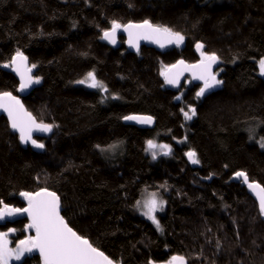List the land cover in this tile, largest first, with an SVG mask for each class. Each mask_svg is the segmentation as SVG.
Masks as SVG:
<instances>
[{"label":"trees","instance_id":"trees-1","mask_svg":"<svg viewBox=\"0 0 264 264\" xmlns=\"http://www.w3.org/2000/svg\"><path fill=\"white\" fill-rule=\"evenodd\" d=\"M146 20L183 41L131 54L121 36L118 49L102 39L113 22ZM198 44L217 57L220 81L202 98L191 82L171 90L163 80L178 60L200 61ZM18 51L39 81L23 103L53 134L35 153L0 118V208L53 192L69 227L114 264H264V221L231 181L243 172L264 187V0H0V94L18 95L4 69ZM90 72L103 88L79 83ZM130 115L155 126L123 124ZM149 140L171 151L152 162ZM144 192L165 202L161 233L136 211ZM7 217L0 232L13 230L12 244L25 239L28 222ZM14 264L42 263L26 253Z\"/></svg>","mask_w":264,"mask_h":264},{"label":"snow or ice","instance_id":"snow-or-ice-1","mask_svg":"<svg viewBox=\"0 0 264 264\" xmlns=\"http://www.w3.org/2000/svg\"><path fill=\"white\" fill-rule=\"evenodd\" d=\"M121 27L120 24L113 22V27L111 32H104V38L109 39L112 43H115V30ZM143 29L142 32L135 34L136 39H153L156 42H160V38L163 37L168 43L179 44L183 41L184 37L179 33H173L168 28H162L159 26H153L149 21H144L143 24L133 25L129 24L125 26V31L129 33V43L133 46L138 47L136 40L133 39V32L131 29ZM161 43V47H163ZM203 45L198 44L197 48H202ZM204 54L202 53V56ZM217 57L213 55L204 56V59L199 65H193L192 68L200 69L201 74L199 76L194 72V78L203 79L204 87L200 89L197 93L198 96L203 95L205 90L214 86V84L220 83L217 81L215 76L211 74V66L216 62ZM16 60L21 62H26V57L23 56L19 51L13 58V63ZM179 64L183 65L184 62L180 61ZM261 74L264 75V60L259 62ZM34 67V66H33ZM173 67H177L174 65ZM187 67V66H185ZM26 71H30L27 69ZM166 82L169 84H176L179 79V74L173 77H168L165 74ZM21 89H24L31 84L32 78L30 76H25L21 73ZM89 81V87H100L104 86L98 82L93 73H88L85 80L79 81V83H85ZM39 82L38 80L36 81ZM106 91V89H104ZM179 99V97L177 98ZM0 107L4 108L8 112L12 119L13 129H18L20 132V139L22 142H27L31 139L32 129L35 128L40 131H51L50 125L37 124L32 116L28 113H23V117H26L24 121L20 113L23 110V106L19 104V101L13 97L10 93L0 94ZM192 115H195V109H191ZM186 119H191L188 112L184 113ZM125 119H135L140 123H151V117H125ZM33 144L36 142L33 140ZM36 147L42 148V144H36ZM156 148L165 150L164 154L167 155L171 149L168 145H157L152 140L147 141V150L152 151L153 158L156 156L154 151ZM189 159L192 163H197L195 159V153H187ZM238 177H243L244 182L248 183V177L243 172H238L236 174ZM248 187L256 192L259 199L261 212L264 213V187L259 184L248 183ZM28 200L27 208H11L7 205L3 209H0V220H3L5 216H13L16 213H27L31 219V223L27 226L29 229L35 230L34 237H28L19 242V246L15 251L9 249V240L7 239V233H0V264H8L9 259L15 256L19 259L24 252H30L34 248L39 249L42 257L44 258V264H113L103 252L99 251L97 248L93 247L87 239L82 238L76 232H74L68 225L64 222L63 218L59 215V199L53 192L41 191L35 194L32 193H21ZM153 198L146 202L145 208L147 211L144 213L150 219L156 222L153 213L158 207H162V203L158 204L157 200ZM3 204V201H0ZM159 226V225H157ZM12 231V230H10ZM179 260L180 264H183V258L173 257V261Z\"/></svg>","mask_w":264,"mask_h":264},{"label":"water","instance_id":"water-1","mask_svg":"<svg viewBox=\"0 0 264 264\" xmlns=\"http://www.w3.org/2000/svg\"><path fill=\"white\" fill-rule=\"evenodd\" d=\"M129 24L139 25V24H143V23H128V24H126L124 26H121V27L117 28L115 30V43H112L109 39H105L104 38V35L102 37L103 41L109 47H111L112 49H118L121 46L118 38H119V36H121L124 39L123 47L126 49V51L128 53H131V54H137L141 48L153 49V50H155L157 52H163L166 49L173 48V47H176L178 45L176 43H168L166 41V39H164L163 37L160 38V42L159 43L156 42L153 39H143V38L136 39L135 34L138 33V32H142L143 29H135V28H133L130 31L133 32V34H134L133 35V39L136 40V44H138V47L133 46V45H131L129 43V33H128V31H125L124 30L125 29V26H127ZM111 31H112V29L109 30L108 32H111ZM161 43H163V45H164L163 47H161ZM180 61H183L184 64L183 65L179 64ZM199 64H201V61H199L197 63L189 64V63L185 62L182 59L181 60H178L176 63H174L173 65H171L169 68H167V70H165V72L163 74V80L165 82L166 87L169 88V89H171V90H176L183 83H185V81L187 79H189V81L191 83H193L194 85L200 86V88L198 90V92H200V89L204 87V80L203 79L194 78V72L196 73L197 76H199L201 74V70L198 69V68L197 69L192 68L193 65H199ZM174 65H176L177 67H173ZM185 66H187V67H185ZM217 68H218V59H216V62L212 64L211 70H210L211 71V74L215 76L216 80H217V77H216L215 73L217 71ZM4 69L5 70H8L14 76V78L16 79V81L19 83L18 95L17 96H14L12 94L11 95L13 97H15L19 101V104L20 105L23 106V110L20 113L21 118L24 121H26V117H23V113H28V114H30L32 116V118L36 121L37 124H43V123L38 122L33 117V115L28 112V110L26 109V107H25V105L23 103V100L25 98H27L30 95V93L36 87V82H35V79L33 77L34 72H35V69L29 67V63H28V60L27 59H26V62H21L20 60H16L15 63H13V59H12L11 64H10V67H4ZM27 69H30V71H26ZM21 73H24L26 77L27 76H30L32 78V81H33L31 84H29L28 87H26L24 89H21V87H20V85L22 83V81H21ZM165 74H167V76L170 77V78L173 77L176 74H179L178 82L176 84H169V83H167L166 82V79H165ZM215 89H216V84H214L213 87L206 89L203 95H200V96L197 95V96L200 97V98L205 97L208 94H210L211 92H213ZM130 116H134V117H149V116H143V115H130ZM130 116H128V117H130ZM0 118H4L6 120L10 132L18 137L19 144H20V146H21L22 149L30 148L35 153H43L44 152V145L39 140H41V139L45 140V139L51 137L52 134H53V128L52 127H51V131H48V132L40 131V130H37V129L33 128L32 129V132H31V139L28 140L27 142H22L21 139H20V132H19V130L18 129H13L11 117L9 116L8 112L5 111L4 108H2V107H0ZM151 121H152L151 123H140V122H138V120H135V119H125L124 118L122 122L125 125L134 126V127L139 128V129L150 130V129H153L154 126H155V120L153 118H151ZM45 125H47V124H45ZM33 140L36 142V144H42L43 147L42 148L36 147V144H33L32 143ZM188 160H189L190 163H192V161L189 159V157H188ZM231 181L232 182H235V183L240 182V185L243 186V187H245V189L247 191V194L257 204L258 211L260 213L261 219L264 221V213L261 212L260 204H259V199H258V197L256 195V192H254L252 189H250L248 187V183H251L249 181V179H248V183H245L243 177H238L237 175H234L231 178ZM253 184H256V183H253ZM41 191H45V190H41ZM41 191H39V192H41ZM22 200H23L24 205H25L24 208H27L28 207V200L24 196L22 197ZM0 209H3V207L0 208ZM58 211H59V215L62 217V215H61V211L62 210H61L60 200H59V209H58ZM18 214H19V218H23V219H25L28 222V225L31 223V219H30V217L28 216L27 213H18ZM3 220L4 221H9L10 219L7 217V218H5ZM3 220H0V221H3ZM64 222H65V220H64ZM0 224L3 225V222H1ZM68 227H69V225H68ZM29 231H31L34 234V236L36 235L34 229H29ZM27 253H30V254L31 253H34V254L38 255L39 258H40V260H41V263L44 264V258L42 257L39 249L34 248L32 251L27 252Z\"/></svg>","mask_w":264,"mask_h":264},{"label":"rangeland","instance_id":"rangeland-1","mask_svg":"<svg viewBox=\"0 0 264 264\" xmlns=\"http://www.w3.org/2000/svg\"><path fill=\"white\" fill-rule=\"evenodd\" d=\"M197 52L199 54L200 61H202L204 59V56H206V55L204 54L202 48H200V49L197 48ZM202 53L204 54L203 56H202ZM260 61L257 62L258 74H259L260 77L264 78V75L261 74V69H260V64H259ZM187 80H188V83H189L190 82L189 79H187ZM82 84H84L85 86L89 87L88 86L89 81H86L85 83H82ZM89 88H93V87H89ZM99 88L100 87H96L95 89H99ZM153 142L155 144H157V145H165V144H160V143L155 142V141H153ZM154 151L156 152V156H157L158 154H163L165 150H161L160 148H156ZM147 152H149L152 155V151L147 150ZM156 156H155V158H153V155L150 156V160L152 162H156L158 160V159H156ZM117 157H118V154L115 153V159ZM153 194H155V193L144 192L143 195L141 196L139 202L137 203V210L136 211H137L138 215L142 216L145 220H147L155 228V230L157 232L161 233V227H160V223H159V216L164 212V209H165L164 200L161 199L157 194H155L154 198L157 200L158 204L160 202H163L162 203V207H158L157 210L153 213L157 223H154L152 219H150L147 215L144 214L147 211V209L145 208V204H146L147 201H149L150 199L153 198ZM157 225H159V226H157ZM0 233H7V239L9 240L8 247H9V249H12L13 251H15L17 249V247L19 246V242L20 241L16 242L15 244H12V237L15 234L14 231L13 230L12 231L8 230V231H5V232H0ZM28 237H34V234L31 231H29V229L27 227V229H26V238H28ZM26 253H27V251L24 252L20 256L19 259H16L15 256H13L11 259H9L8 264L19 263L23 259L24 254H26ZM168 264H180V261L179 260L173 261V258H172ZM183 264H185L184 260H183Z\"/></svg>","mask_w":264,"mask_h":264},{"label":"flooded vegetation","instance_id":"flooded-vegetation-1","mask_svg":"<svg viewBox=\"0 0 264 264\" xmlns=\"http://www.w3.org/2000/svg\"><path fill=\"white\" fill-rule=\"evenodd\" d=\"M188 80H186L185 82H187ZM199 88H200V86H199Z\"/></svg>","mask_w":264,"mask_h":264}]
</instances>
